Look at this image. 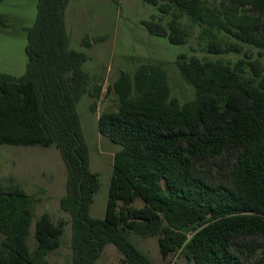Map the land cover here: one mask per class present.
<instances>
[{"label": "trees", "instance_id": "1", "mask_svg": "<svg viewBox=\"0 0 264 264\" xmlns=\"http://www.w3.org/2000/svg\"><path fill=\"white\" fill-rule=\"evenodd\" d=\"M152 1L161 16L143 22L149 34L184 44L196 26L204 52L238 53L248 45L257 57L179 55L176 66L193 88L184 101L172 96L160 64L119 70L111 87L116 109L97 120L99 132L119 145L104 217L89 212L99 174L88 167L76 109L88 93L96 111L102 85L82 69L87 55L69 47L68 0H37L24 73L0 72V143L58 149L66 168L59 202L71 216L67 264H94L109 243L122 264H157L131 234L157 237L162 258L178 253L192 264H264V0ZM225 152L227 181L200 174L198 164ZM33 208L20 184L0 186V264H51L47 255L60 246L64 221L40 214L31 248Z\"/></svg>", "mask_w": 264, "mask_h": 264}, {"label": "rangeland", "instance_id": "2", "mask_svg": "<svg viewBox=\"0 0 264 264\" xmlns=\"http://www.w3.org/2000/svg\"><path fill=\"white\" fill-rule=\"evenodd\" d=\"M37 0H0V72L19 76L24 73L27 56V31L36 17ZM161 13L152 0H68L65 27L69 47L87 55L82 69L91 82L102 88L96 111L89 109L92 98L85 93L76 105L83 138L88 146V167L99 174V187L90 204V215L105 214L108 188L113 170V155L119 145L98 130V116L103 110H114L117 100L112 83L119 70L133 73L143 62L160 64L167 72L172 96L180 101L192 98L193 88L186 83L176 66L178 56L194 54L201 58H221L235 61L244 55L257 57V49L248 45L238 53L210 54L197 42L198 27L184 44H174L167 37L149 34L144 21L157 20ZM164 16L162 21L165 22ZM264 64V56L259 57ZM90 82V84H91ZM231 154L225 152L204 166L200 174L212 181H227ZM66 168L58 149L53 145H14L0 143V186L11 182L20 184L33 197V214L28 242L33 247L34 225L46 212L54 221H64L60 246L49 253L51 264H67L71 255V216L60 207L65 193ZM137 205L141 202L136 201ZM2 235L0 233V239ZM131 241L157 264H192L183 255L174 253L162 258L157 237L140 238L129 235ZM117 248L106 244L94 264H122Z\"/></svg>", "mask_w": 264, "mask_h": 264}]
</instances>
